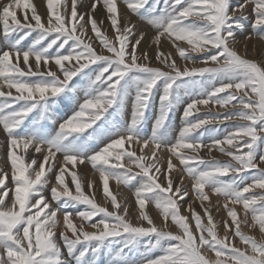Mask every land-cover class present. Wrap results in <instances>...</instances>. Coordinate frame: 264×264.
<instances>
[{"label":"snow or ice","instance_id":"1","mask_svg":"<svg viewBox=\"0 0 264 264\" xmlns=\"http://www.w3.org/2000/svg\"><path fill=\"white\" fill-rule=\"evenodd\" d=\"M77 2L70 0L69 6V0H64L63 4L61 0H46L47 26L42 23L41 16L30 0H13L0 14V24L6 37L24 32V35L11 41L10 50L0 53V80L3 81L0 87L6 85L18 94L14 96L11 91H0V97H3L0 100V126L9 138L7 161L14 184L13 192L6 185L8 173L0 169V189H4L0 192V264H70L71 259L75 260V264H85L89 253L98 255L102 249L116 241H120L123 247L113 264H137L126 257L124 249L135 248L144 237H148V251L159 249L162 254L157 258H145L139 264H264V240L258 241L241 230L242 225H245L250 229L258 227L259 232L264 233V194L252 193L253 189L264 190V168L259 167V163H264V155L259 157V162L256 161L257 142H264V135H260L264 133V66L241 56L231 47L235 43L237 29L242 30L244 27L242 20L246 19L244 9L248 3L253 5L255 19L252 27L258 38L264 40V0H245L244 4H236L231 8V12V0H163L159 15L146 17L156 30L155 42L158 44L161 37H166L172 41L182 59L192 60L189 51L177 43L187 42L191 52L206 53L204 62L216 65L210 68H184L181 71L170 55L161 59L158 54L157 59L171 69L169 72L137 63L136 45L141 43L143 34L133 44L129 37L134 35V26L126 23L123 31L120 30L122 17L118 14L116 0H102V4L116 32L119 48L101 34L97 22L90 14L97 10L101 0H93L89 13H79ZM123 2L132 13L143 16L140 10L145 8L149 0ZM154 3L159 5L160 0H154ZM14 8L25 10L24 23L17 18ZM28 10L32 13L31 21L34 24L29 21ZM155 10L152 8V13ZM236 12H240V15H235ZM85 15L88 16L92 32L112 55L97 54L92 44L77 34L78 28L81 31L85 29V24L81 23ZM32 32H37L38 36L25 50L21 47L22 42ZM53 34L55 38L46 46L43 45L42 42ZM54 46L55 52H50ZM21 58L24 68L20 67ZM30 58L35 61V69L30 64ZM144 59H148L146 54ZM50 61L59 67L63 79L56 71L48 68ZM66 61H76L78 67H65ZM93 64L99 67V71L94 78H88L83 103L70 118L59 124L55 136H52L47 129L49 121L55 123L52 104L62 95L67 96L69 91H75L70 82L82 73L87 75L84 70ZM197 76L201 81L200 91L196 95L206 98L193 99L186 105L182 115L184 126L175 143H172L167 134L166 122L180 99L179 89L183 87L181 80L185 77L192 80ZM32 77L38 79L31 80ZM161 81L163 89L159 98V115L151 137L145 138L140 135L139 129L154 97V89ZM192 82L196 83L194 80ZM132 88L135 89L133 116L127 131L124 134L117 132L118 138L88 155L85 151L87 142L97 134H103L108 116L120 108ZM221 93L226 95L221 96ZM210 101L221 106L231 105L233 110L226 112L223 120L245 122L235 123L232 126L234 131L228 132L224 139H215L213 142L212 147H218L221 153L231 157L229 161H206L196 156H186L181 151H196L203 146V133L193 134L208 124L209 120L193 122L189 117L197 104L207 105ZM32 114L37 116V120L28 128L25 122ZM86 116L87 120L84 119ZM88 129L92 131L84 135ZM244 137L249 139L244 140ZM141 141V153L145 147L153 146L151 157L138 156L135 151L125 150L126 143L131 148L133 142L140 144ZM221 145L237 151H227ZM45 146L47 154L43 156L42 162L36 158L26 162L24 156L18 155L16 151L22 147L27 153L30 147H34L35 153H41ZM161 148H167L179 159L183 170L193 181V193L201 201V207H204L203 202L210 199L206 188L215 195L223 196L232 205H242L243 219L238 217L235 207L230 208L228 203L223 205L231 218L230 223L224 221L226 232L223 238L218 237L208 208H204L206 224L199 214L192 211L195 233L188 223V217L180 214L178 202L183 201L188 192L179 185L173 187V179L167 176L175 168L171 158L167 170L159 167L157 150ZM244 148H247L246 152L242 151ZM57 153H63V163L55 176L50 194L51 200L60 207L53 209L43 195V190L51 183L47 173L52 171L54 165L50 161L55 159ZM125 159L141 171L133 173L131 167H125L122 162ZM149 160L151 162H145ZM85 162L99 172L103 193L110 198L113 211L99 206L94 198L84 193L81 179L75 171L69 173L75 192L66 184L67 165L75 168L77 164ZM46 164L49 165L47 170ZM34 165H38V168H34ZM248 172L253 173L250 178ZM157 174L165 175L166 186L159 182ZM230 174V179H224ZM138 176L141 180L135 191V199L140 209L139 219L151 225L147 228L134 226L126 219L127 207L123 209L124 215L116 211L121 208V204L109 189L110 179H114L117 184L129 186ZM10 192H13V196L9 206L5 198ZM148 202H154L165 222L170 218L182 235L157 228L144 211ZM78 204L86 205L87 209L76 213L67 211ZM61 210L63 229L60 238L67 252L66 257L55 239L56 229L60 226L58 213ZM249 212L250 224L247 219ZM73 215L82 221L90 222L98 215L101 219L90 224L94 231H85L84 223L77 227L73 222ZM233 237H238L246 247L243 250L235 247L231 242ZM78 246L81 250L77 254ZM207 252H214L215 259L207 258Z\"/></svg>","mask_w":264,"mask_h":264},{"label":"rangeland","instance_id":"2","mask_svg":"<svg viewBox=\"0 0 264 264\" xmlns=\"http://www.w3.org/2000/svg\"><path fill=\"white\" fill-rule=\"evenodd\" d=\"M30 2L36 7L37 14L41 16L42 23H44L45 26H47L48 14L46 11V0H30ZM63 2L64 0H61L62 4ZM116 2L118 6V14L122 17L119 24L120 30L123 31L126 23L129 26H134V35L129 37L130 41L133 44L135 43V40L141 38V34H143L141 43L139 45H136V55L138 57L137 63L147 64L150 67L159 68L165 72L171 71V69L167 67L165 64H163L161 60L157 59V55L159 54L161 56V59L170 55L171 59L175 60L176 66L181 71H183L184 68H188V69L205 68V67L210 68L216 66L212 62H207V63L204 62V57L206 53L191 52L190 51L191 46L188 45L187 42L181 41L177 43L179 44L180 47H183L189 51V54L193 57L192 60L182 59L179 56V53L176 50V48L173 46L172 41L167 39L166 37H161V40L158 44L155 42L156 30L152 26V24L148 22V19L146 17L152 14L159 15L160 10L163 8V0H160L159 5H156L154 3V0H149V3L145 5V8L140 10L142 13H144L143 16L132 13L127 8L123 0H116ZM10 3H13V0H0V14H2L3 8ZM92 3L93 0H78L77 2L78 12L89 13ZM244 3L245 0H231L230 12H231V8H234L236 4H244ZM69 6H70V0H69ZM152 8L156 9L154 13H152L151 11ZM13 10L16 12L17 18L21 21V23H24L25 10L15 9V8ZM31 14H32L31 11L28 10L27 15L29 17V21L34 24L35 22L31 21ZM90 14L97 22V27L100 29L101 34L104 37H106L109 41L115 43L117 48H119V42L116 40V32L111 27L110 20L108 19V13L106 8L102 4V0L98 4L97 10L94 13H90ZM235 15L239 16L240 12H236ZM244 15L246 17V19L242 20V24L244 25V27L242 30L237 29L235 33V43H233L231 47L235 51H237V53L240 54L241 56L256 61L261 66H264V40H260L258 38L256 30L253 29L252 27L255 17L253 13V5L251 3L246 4V7L244 9ZM81 23L85 24V29L81 31L78 28L77 34L80 35L81 38L85 40V42L92 44L97 54L112 55V53L108 52V50L103 47V45L100 43V40L97 39L96 34L92 32L91 24L88 22L87 15H85V18L83 21H81ZM22 35H24V32L13 33L11 34L10 37H6L3 32L2 24H0V53H2L5 50H10L11 41L18 39ZM37 36H38L37 32H32L22 42L21 47L26 50L28 47L32 45V43L35 41ZM53 38H55V34L49 36L47 40L42 42L43 45L46 46V44ZM67 47L68 46H66V49ZM55 49L56 46H54L53 49H50V52L54 53ZM61 51L64 52V54H67L65 50H61ZM130 51H131V47H129L128 49V52ZM145 54L147 55L148 59H144ZM127 59L128 62L130 63L131 62L130 57H128ZM83 62L84 61L82 60L81 63ZM41 63L43 69V62ZM169 63H171V60H169ZM30 64L33 66V69H35L34 59L30 58ZM20 67L21 68L25 67L23 65L22 58H21ZM65 67H78V65L76 61H72L71 63L66 61ZM48 68L52 71H56L57 74L61 77V79H63V74L62 72L59 71V67L55 65L54 61L49 62ZM98 71H99V67L97 65L94 64L90 65L88 69L84 70V72L87 73V75H84L82 73L77 77H75L73 82H70L73 84L75 91H69L67 96L62 95L61 97L57 98L56 101L52 104L51 111L53 112V119L55 120V123L49 121L47 124V129L52 136H55V132L58 130L59 124L70 118L74 114V112L79 109V105L83 103V100L85 99V90L88 85V78L89 77L94 78V75ZM30 79L36 80L38 79V77H32ZM192 80L196 81V83L194 84ZM192 80H190L187 77L182 78L181 82L183 83V87L179 89L180 99L176 104L175 108L170 112L168 120L166 122L167 134L169 135L172 143H175L176 137L179 135L180 130L184 126L182 115L186 105L191 103L193 99L206 98L203 96L196 95V93L200 91L199 82L201 81V78L197 76L192 78ZM2 84L3 81L0 80V85ZM217 86L219 85L217 84ZM162 89H163V82L161 81L159 82L158 87L154 89V97L152 99L149 108L146 110L143 124L139 129L140 135L144 136L145 138H150L153 133L154 124L156 118L159 115V107H160L159 98L160 95L162 94ZM185 89H187V91ZM0 91H3L5 93L11 91L14 96L18 95L15 92V89L10 90L7 88L6 85L0 87ZM229 91H234V90H229ZM73 95H74V99H71V96ZM220 95L224 96L226 94L221 93ZM237 95H240V93H237ZM134 96H135V89L132 88L128 97L121 102L120 108L117 109L111 116H108L107 123L104 126L103 134H97V136H95L93 139L87 142L85 151L88 152L87 153L88 155L93 154L95 151H99L100 148L105 146L108 142H110V140L118 138L116 134L117 132H120V134H124L127 131V128L130 125L133 116ZM2 99L3 97H0V100ZM232 110L233 109L231 105L221 106L219 104H216L214 101H210L209 104L207 105L197 104L196 107L193 109L192 116H190L189 119L192 120L193 122H196L198 120L208 119L209 123L203 125L201 129L197 130V132L193 134V135H199L201 132L203 133L201 137L203 146L197 149L196 151L183 149L181 151L184 153V155L196 156L206 161L216 159L221 162H225L231 160V157L221 153L218 147H212V145L215 139L222 140L225 138L228 132L234 131V128L232 126L235 123H245L243 121H236V120H231V121L223 120V115L226 112ZM109 111L112 112V109H109ZM212 117H217V118L212 119ZM84 119L87 120L88 119L87 116ZM36 120H37V116L35 114H32L29 117V119L26 120L25 123L28 128H31L32 125L36 122ZM93 127H95V125H93ZM91 131L92 129H88L84 135H87ZM260 135H264V133H261ZM8 139L9 138L7 136V133L4 131L3 127L0 126V169H3L4 172L8 173L6 185L8 189H12L14 192V184L11 177V167L7 161ZM248 139H249L248 137H244V140H248ZM142 146H143L142 141L140 144L133 142L131 148H129V145L126 143L125 150L135 151L138 156L146 155L148 157H151L153 146L149 145L148 147H145L144 152L141 153L139 149ZM221 147H225L227 151H233V152L237 151V149L230 148L227 145H221ZM209 149H211V151H209ZM256 149H257L256 161L259 162V157L261 155H264V142L258 141L256 145ZM16 151L18 155L24 156L26 162H30L33 158H36L38 161L42 162L43 156L47 154L46 146L41 153H35L34 147H30L27 150V153H25L22 147L17 149ZM242 151L246 152L247 148L242 149ZM157 156L159 158L157 163L162 170H167L168 160L169 158H171V161L175 165V168H173L170 172H168L167 176L173 179V187L179 185L185 188L188 192L187 197L183 201H179L178 203H179L180 214L185 217H188V223L194 233H195V221L192 219L193 210L195 211V213L199 214L202 217L203 222L206 224L207 217L204 214V208H208L211 216L213 217V222L216 225L217 235L220 238H223L226 232V229L224 227V221L227 220L229 223L231 222V218L228 217L227 210L223 207V205L228 203L230 208L235 207L238 212V217L240 219L244 218V210L242 205L240 204L232 205L223 196L213 194V192L208 188H206L205 191L208 192L210 199L209 201L203 202L204 207H201V201L196 199L195 194L193 193V188H192L193 181L191 177H189L187 173L183 170V166L180 164L179 159H177L175 155L170 153L167 148H161L157 150ZM122 162L125 164V167H131L133 173H139L141 171L139 168L135 167L134 165H130L126 159ZM145 162L148 163L151 162V160ZM232 162L235 163V161ZM50 163L54 165L52 171L47 173L48 178L51 180V183L46 185V187L43 190V195L50 201L51 208L55 209L60 207V205H58L56 202H53L51 200L50 189L55 184V176L58 174L59 168L62 166L63 153H57L55 159L50 161ZM33 167L38 168V165H34ZM45 167L47 170L49 165L46 164ZM259 167L264 168V163H259ZM67 169L68 171H66L65 173V181L68 187L73 192H75V185L72 183L71 175L69 174L71 171H75L77 173V176L81 179L82 189L86 195L94 198L95 202L99 206L105 207L109 211L114 210L112 208L110 198H107L103 193V185L100 179L99 172L93 169L90 163L85 162L82 165L77 164L75 168H73L71 165H67ZM84 170H86L87 172H85ZM86 173H88V175L91 174L90 177H88ZM252 174H253L252 172L247 173L249 178L251 177ZM157 175L159 176V182L162 185L166 186L167 181L165 175L162 174H157ZM181 177H183L182 180ZM230 177L231 174L229 175V177H224V179L227 180L230 179ZM140 180L141 177L138 176L136 181H133L131 185L125 186L123 184H117L114 179H110L109 189L113 193V195L117 197L118 203L121 204V208L116 211H118L119 214L124 215L123 209L127 207L128 214L126 215V219L129 220L134 226H143L147 228V227H151V225H149L147 221H142L141 219H139L140 209L135 199V191L136 188L139 187ZM248 182L250 183L251 180L249 179ZM89 184L92 185L91 188H89ZM2 191H4V189H0V192ZM13 192H10L9 196L5 198L6 203L12 200ZM252 193L264 194V190L253 189ZM86 209H87L86 205L78 204L75 207H70L69 209H67V211L76 213L78 211H82ZM144 211L152 218L157 228L165 231H170L173 234L182 235V232H180L178 227L172 223L170 218L168 221L165 222L163 215L161 214L160 210L156 208L154 202H148L145 205ZM59 213H58V219L60 220V226L56 229L55 239L57 243L60 244L61 249L66 257L67 252L66 249H64L63 241L60 238V231L63 228V224H62L63 219H61L60 217H63V210H61ZM72 219L74 223L77 225V227H79L81 223H84L85 231H94V229L90 227V224L99 221V219H101V216L98 215L94 217L90 222L82 221L80 218H78L75 215H73ZM247 219L250 224L251 223L250 212L248 213ZM241 230L246 235L253 236L258 241L264 240V233H260L258 227L255 229H250L248 226L242 225ZM67 234L71 236L70 232H68ZM231 242L232 244H234L235 247L240 248L241 250H243L246 247L244 244L240 242L238 237H233ZM147 243H148V237H144L140 240L139 244L135 248L131 250L124 249V253L126 257L130 261H136L137 264H139V262L143 261L145 258H157L162 254L159 251V249L148 251L146 247ZM122 247H123L122 243L120 241H116L109 247L102 249V251L98 255L93 256L92 254L89 253L85 258V264H113V260L117 258V254ZM80 250L81 248L80 246H78L77 254ZM205 255L209 259H215L214 252H207L205 253ZM70 264H75V260L71 259Z\"/></svg>","mask_w":264,"mask_h":264},{"label":"bare ground","instance_id":"3","mask_svg":"<svg viewBox=\"0 0 264 264\" xmlns=\"http://www.w3.org/2000/svg\"><path fill=\"white\" fill-rule=\"evenodd\" d=\"M71 99H74V95L71 96ZM7 142H8V141H7ZM144 149H145V148H144ZM56 159H57V158H56ZM55 161H56V160H55ZM53 164H54V163H53ZM81 168H82V167H81ZM85 169H86V168H85ZM87 169H88V168H87ZM82 170H83V169H82ZM84 171L87 172L86 170H84ZM86 174L88 175V173H86ZM86 174H85V176H86ZM90 175H91V174H89L88 177H90ZM94 175H95V174H94ZM95 176H96V175H95ZM95 180H96V179H95ZM91 181H92V179H91ZM96 181H97V180H96ZM89 183H90V181H89ZM10 202H11V201H9L8 204H10ZM138 212H139V211H138ZM59 215H60V213H59ZM60 218L63 219V217H60ZM73 222H74V221H73ZM62 224H63V221H62ZM62 229H63V228H62ZM57 235H58V234H57Z\"/></svg>","mask_w":264,"mask_h":264}]
</instances>
